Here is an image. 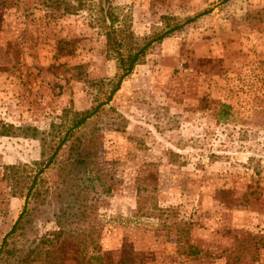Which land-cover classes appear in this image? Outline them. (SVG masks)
<instances>
[{
	"label": "rangeland",
	"instance_id": "rangeland-1",
	"mask_svg": "<svg viewBox=\"0 0 264 264\" xmlns=\"http://www.w3.org/2000/svg\"><path fill=\"white\" fill-rule=\"evenodd\" d=\"M112 4L140 40L181 26L81 127L86 162L70 138L45 166L41 133L116 62L86 11L0 0V122L39 131L0 135V245L25 212L0 264H264V0Z\"/></svg>",
	"mask_w": 264,
	"mask_h": 264
},
{
	"label": "trees",
	"instance_id": "trees-1",
	"mask_svg": "<svg viewBox=\"0 0 264 264\" xmlns=\"http://www.w3.org/2000/svg\"><path fill=\"white\" fill-rule=\"evenodd\" d=\"M50 5L54 4L62 6V10L67 13L75 11H86L89 17L90 23L100 29L105 39V53L109 59H114L116 62L117 72L112 79L104 80L99 79L93 81L95 85H98L99 90L103 85L109 90L107 93L102 92L95 95L94 102L90 108L84 110H74L72 107H66L62 109V113L59 116V122L51 121L50 131L42 132L41 142L44 150L42 155L46 156L45 147L48 146L50 154L48 158L43 159L45 166L49 165L59 149L65 144V142L73 138L69 144V159L71 164L79 165L85 163L89 154L83 153V149L86 148L84 141L81 140V136L78 135L81 127L87 124V121L95 115L112 97V95L119 89L124 77L129 75L134 69V66L144 61L150 45L157 40H161L171 30L179 28L181 25L176 24L167 31L158 34L144 36L142 40L133 35L129 25L126 21L119 19L112 4V0H49ZM13 130V131H12ZM15 130H21V133L25 136L37 137L39 131L36 127H15L12 124L0 122V135H13ZM49 138V139H48ZM25 165V164H24ZM23 165V166H24ZM20 166V165H18ZM22 166V165H21ZM24 169V168H23ZM11 173H16V170H10ZM38 174H35L33 183L27 188L26 195H31L34 201L38 197H42L48 193V188L41 189V187L34 188V184L37 181ZM39 182V181H38ZM42 182V180H41ZM43 187V186H42ZM15 194V191L13 192ZM19 194H23L20 191ZM29 201H27L28 203ZM27 203L24 209L27 208ZM25 212H22L18 219L13 224L10 231L4 236L2 244L0 245V254L3 246L7 242V236L13 234L16 228L21 224ZM51 263L43 262V264H62L59 260ZM56 262V263H54Z\"/></svg>",
	"mask_w": 264,
	"mask_h": 264
}]
</instances>
